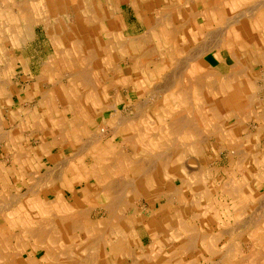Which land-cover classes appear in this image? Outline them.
Here are the masks:
<instances>
[{
	"label": "bare ground",
	"instance_id": "6f19581e",
	"mask_svg": "<svg viewBox=\"0 0 264 264\" xmlns=\"http://www.w3.org/2000/svg\"><path fill=\"white\" fill-rule=\"evenodd\" d=\"M184 1L185 0H183V2ZM138 4L140 6L139 1ZM178 6L180 7V5ZM92 7L93 6H91V8ZM174 8L171 10H174ZM251 10L248 12H251ZM191 12L192 11H190L189 13ZM161 13L162 12L160 11L159 14ZM193 15L194 13H192V15L190 14L189 16L194 17ZM189 16L188 18H190ZM0 22L2 21L0 20ZM155 22L160 21L158 20ZM178 25L180 26V24ZM145 32L149 33L148 30ZM213 33L210 32V34ZM222 33L223 32H221V34ZM145 35L147 34L145 33ZM149 37L150 36L148 35L147 39H149ZM132 38H135V36ZM139 38H141V35ZM217 38L218 39L216 41L219 42L220 38ZM145 40L146 38L143 41ZM118 41L122 43V38L118 39L117 35H109L107 40L102 38L94 40V38L89 35L86 39V43L88 46L91 47H88L85 50H83L80 45L77 47L76 50L78 52L79 59H73L74 62L71 68L72 75H70L72 78L71 83L75 85L74 88H72L70 91V87L64 88L63 85H60V87L57 88V91L54 88L55 92L59 93V96L62 98L65 104L69 106V108H63V111L57 112V115L59 117L57 116L55 121L53 120V125L55 128L53 130V133L51 131H45V133H43L45 137L52 136L53 143H49L47 139L43 137L41 140V146L39 148H33L32 152H27V158L33 161L35 157H38L40 155L51 154L52 144L55 147L66 145V140L71 136V134L75 133L76 138H81L82 135H86V130L89 125L93 123L95 115L108 110L112 111V116L110 120L112 127L111 131L109 130V133L111 132L113 136L109 139H106L105 134L107 130L98 126V128L100 129H96L95 131H93L91 137L88 138L89 140H87V143L84 142L82 146V150H92L91 158L93 159V163H91L90 165L87 164V162L83 160V157H80L82 155V153H79L81 150H78L79 152L76 155H74V152L70 157H68L67 155V157L64 158V165L66 167H69V173H66V175L61 176V172L59 170L58 172L60 173L57 172L52 174L50 172L51 169H46L49 172H44L46 173L45 175L43 174L36 178L34 177L35 179L31 183L27 180V191H24L25 193L23 194L18 193L19 195L14 196L13 200L11 198L12 201L9 202V205L7 204V207L9 206L8 214H6L8 217L6 219L7 230L5 229L6 231H4L0 229V263L264 264V256L261 257L263 255L262 248L264 247L263 233H259L258 236L255 237L251 236L252 239H250L249 241L250 244L247 242L249 245H251V249H248L250 251L249 255L247 254L246 257L244 256L242 258H236L233 255L234 251H236L237 248L234 247V244H232L234 242L231 239L234 237L236 231L241 227L239 224L241 220L238 219L239 216H241V214H244L245 212L240 209L239 210L241 212H230L231 216L233 215L234 217V224H229L230 222L228 221L226 223L223 220V224H221L219 221L217 224L212 222V225H210L208 224V222H205L204 216L202 214L203 212L201 213L199 209L200 198L197 199V197L200 196V165L196 167L197 163H195V161L193 160H187L188 157L186 156L189 153H194L198 155L197 157L200 158V154H202V150L204 149L203 145L205 142L204 139L206 138V135L204 137L203 130L200 127V105L198 109L196 108L197 110L195 109V107L190 109V102L192 99L188 93V86L185 87L184 83L182 82L187 81L193 85H196V87L197 85L200 86V82L202 83V81H200V71H196L197 73H195L193 77L192 75L190 77H186V70L188 68V65H190L187 63L191 62H189V60H194L195 58L198 59L200 50L197 49L198 47H193V49L197 50L198 53L194 52V54L192 55L193 50L191 48V57H187L189 58V60L182 56L183 59L185 58V60H188L186 64L182 66L175 65L178 71L174 72L173 74L170 73V75L172 74V77H169V79H167V76L165 75V86H156L158 88V92L157 90H155V92L159 93L158 95H160V97L164 99L165 102L163 103L166 106L169 101L170 104H174L173 102H177L178 105H175V109H181L174 113L172 112V110H168V108H166L163 110V114H159L158 111L160 110V108H158L157 105L158 101H151L156 99L155 96H153L154 93L153 95L150 93L151 89L153 88V85L150 89L147 84H144V82L140 80V78H136L134 81L132 70L139 68V66L137 68H134L137 62L136 55L129 54V57L124 58V56L118 52L120 50L116 49V45L114 46V44H116ZM123 41L125 42L124 39ZM127 41L128 40H126V42ZM210 41L212 42V40ZM130 43L133 44L132 41H130ZM208 43L211 44L210 42ZM79 44H81V42ZM208 45L206 47H208ZM203 46L204 45L200 46L201 50ZM215 48L218 49L217 47ZM202 51H200L201 54ZM205 51L203 52L205 53ZM232 53L231 56L236 57L232 55ZM179 54H176V56H178ZM201 54L199 55V57L201 56ZM184 55L186 56V52ZM177 58L178 57H176V59ZM183 59L181 60L183 61ZM78 60L82 62L84 61V65L80 64ZM169 60L170 58L164 59L165 63L170 62ZM181 60H178L180 64ZM122 61L125 62V67L122 65ZM236 62L233 66H237ZM182 64H184V61L182 62ZM171 65L174 66V64ZM174 67H172V69H176V67ZM99 68L100 70L98 73ZM194 68L198 70V68ZM244 68H246L245 65ZM172 69L170 72H172ZM209 70L211 71L210 73H212V70ZM237 71H235L234 73H237ZM213 72L214 74L216 73L215 71ZM208 74L209 73H207V75ZM178 84H181L183 87H180L179 90L177 89L178 92L173 93V97H165L168 95V90L172 89L175 85ZM125 88L129 90V94H131L133 91L137 94V99L135 101L129 100L127 104H133L134 108H138L140 111H145L148 109L147 113L144 114V117L148 114L151 115L152 113L153 115H156L157 119L155 120V122H152L156 124L155 126L150 123L151 121H146V123L144 120L142 124L144 127H139L135 122L136 120L140 119V117H138L140 115L132 116L138 117L134 118L133 121L130 119L131 117L129 118L128 116L127 118L122 115V113L119 111L118 106L122 99L120 96L122 95L116 92H119L120 90L124 91ZM72 90L75 93H73L72 95H74L75 97H73L74 99L70 100L69 97L72 96L70 93ZM153 90L154 89H152V91ZM196 90L197 94L200 96L198 88H196ZM47 91L49 90H44V93H41L43 98L45 99L44 103L46 104H48L49 102L46 101V98L49 97V92ZM80 93H84L81 96L82 98H76L77 95L79 96ZM85 93H88V95H86ZM113 94L114 98H112L114 102L109 103ZM160 100L162 101V99ZM170 107L173 109V105H170ZM245 107H247L245 109H247L248 112V105ZM204 118L206 122L210 120L208 117ZM204 118H201V120L204 121ZM35 122L37 121L35 120ZM34 129L36 130V128ZM42 129L40 130L42 131ZM87 132L90 133V131L88 130ZM0 136L2 135L0 134ZM2 139L0 140L1 142ZM86 139L87 138H85V140ZM96 144V152H94L92 146H95ZM61 153L63 154V151ZM13 160L15 162L16 157L15 159H12V161ZM60 162L62 163L61 160ZM58 163L59 162H57V165ZM58 166L57 169H60V167ZM52 168L55 169L54 166ZM82 181L86 182V188H84L82 192H80L84 195V197H82V195H79V193L77 191L75 192L73 189L75 182L80 183ZM232 182L233 180L230 182L229 185H231ZM260 183L262 186L264 185V183ZM53 184V188H56V192H54L55 198L50 199V193L52 194V192H49V187L50 185L52 187ZM231 188L228 189L227 194L230 196H232L234 193L237 194L238 186L234 185ZM61 189L70 190L72 192L73 195L71 197V202L68 203V200L61 192ZM5 194L6 193H4L2 196H4ZM10 195L12 197L14 194ZM31 197L35 199H33L32 201ZM29 198L31 203H23V201L29 200ZM98 198H104L102 199L103 202L98 201ZM256 198L261 199V197L259 196ZM144 199H146V203L145 201H142ZM261 200L263 201L264 199L262 198ZM14 203H16V205ZM88 203L98 204H96V206H92L91 204V207ZM162 204H166L167 206L162 207ZM259 207L261 208L262 206ZM259 207L258 210H260ZM261 211H263V207ZM255 212L257 211L255 210ZM231 216L228 217V219H230ZM246 216H244V218ZM200 217L204 222V224L201 226L200 222H197L198 220H201ZM250 218L251 217H249V219ZM249 225L255 227L257 226L256 221L254 225L251 224V222L250 224H248L247 222L243 226L248 228ZM139 230H143L141 231L142 233ZM145 237L148 239L147 244L144 239ZM13 242H15L16 244L20 243L22 246H24L23 250L25 251H23V254H3L1 246L9 244L11 245V243L13 245ZM221 242L223 243L220 246ZM215 245H217V247H215ZM29 246H31L32 251L27 255V257L23 258V255L25 252H27L26 249ZM248 247L249 246L247 245V248ZM40 251H43V256L41 258L37 256ZM17 254L20 256H16Z\"/></svg>",
	"mask_w": 264,
	"mask_h": 264
},
{
	"label": "crops",
	"instance_id": "0c3cea01",
	"mask_svg": "<svg viewBox=\"0 0 264 264\" xmlns=\"http://www.w3.org/2000/svg\"><path fill=\"white\" fill-rule=\"evenodd\" d=\"M182 2L183 0H0V20L2 21L0 22V134L4 136H0L1 139L2 137L4 139L2 142L0 141V147L4 149L9 147L12 150L7 156V162H10V166L13 168L21 164L22 174L27 175L28 149L39 148L43 137L49 143H53L52 136V138L50 136L45 137L43 134L45 131L54 132L53 124L58 116L57 112L60 111L56 109V100L53 96L55 89L52 86L57 83V79H59L58 82H61L62 70H70L71 72L73 59H79L77 47L80 45L83 50L91 47L86 43L89 35L94 40L100 38L107 40L109 35H117L118 39L122 38V43L118 41L114 46L116 45V49L120 50L118 52L124 58L129 57V54L136 55L137 62L134 68L140 66L142 60L144 61L142 59L144 53L155 68L157 64L154 63L157 61H159L158 65L162 66L160 68L174 67L171 64L177 53H184L188 50H185L187 46L192 45V43H196V45L199 43L197 49L206 51L205 53L202 51V54L199 51L201 56L198 55L200 60H198L197 66L188 65L187 69L190 67L200 68V81H202V83L199 81L200 92H202V94L200 93V116L212 118L211 121L209 120V123L212 124L211 127L203 129V133L210 132L216 136L217 140H220V133L226 131L220 128V124L224 122V117L229 116V122L232 126L227 131L230 135L237 136L233 147L238 149V153L233 158H229V163L236 166L237 163L245 161L242 152L245 149H248V152L252 150L255 153L258 152L259 157L264 158V0L263 2L262 0H185L184 4ZM95 3L100 5L99 12L94 7ZM91 6L93 7L91 8ZM173 8L174 10H171ZM250 10L251 12H248ZM160 11L161 14H159ZM190 11L192 12L189 13ZM192 13H194V17L189 16ZM158 20L160 22H155ZM147 30L149 33L145 32ZM210 32L214 33L210 34ZM221 32L223 33L221 34ZM140 35L141 38L142 36L144 39L146 38L145 41L147 42L143 41V38H139ZM148 35L150 36L149 39H147ZM134 36L136 39L132 38ZM217 37L220 38L219 42L216 41ZM203 39L208 40L204 41ZM126 40L128 41L126 42ZM130 45L134 46L133 49L126 50V46ZM202 45L204 46L201 50L200 46ZM207 45L208 47H206ZM230 49L231 53L233 51L232 55L236 57L231 56ZM126 51L128 56L125 55ZM194 52L198 53L197 50H194L193 54ZM46 53L48 54L47 58H45ZM165 58H170V62L165 63ZM235 62L237 66H233ZM79 63L82 64V61ZM122 63L125 62L122 61ZM206 67L212 70V77H205L204 72L201 71ZM16 69H22L23 73L19 77H15L21 78L22 81L25 80L26 83L22 84L21 93L19 91L17 98H14L12 86L15 77L13 70L16 73ZM213 71L216 73L214 74ZM235 71L237 73H234ZM70 75L72 72L68 76ZM43 82L51 83L48 85L49 97L46 98V101H49L48 104L44 103L45 99L41 90L33 91L31 94L24 92L26 86L32 88ZM211 84L215 85L212 86ZM122 101L126 100L123 99ZM247 105L249 113L245 109ZM135 110L137 111L135 112ZM135 110V115H142L138 108ZM3 122L4 126H2ZM204 140L203 148L205 149L209 147L207 145L209 138ZM71 142L73 141H66V145H64L66 147L60 146L62 147L60 149L68 148L69 145L73 147ZM218 142L212 147L222 148L220 147L222 143ZM33 144L34 146H32ZM51 147L54 149L58 146L55 147L52 144ZM204 149L202 154H204ZM197 156L194 153H189L186 157H188L187 160H193L197 163ZM236 156L239 157L236 158ZM15 157L18 162L12 161ZM262 159H258L255 165L262 164ZM249 163L253 164L254 162L249 161ZM64 164L59 170L61 176L67 173V167L63 168Z\"/></svg>",
	"mask_w": 264,
	"mask_h": 264
},
{
	"label": "rangeland",
	"instance_id": "374dc122",
	"mask_svg": "<svg viewBox=\"0 0 264 264\" xmlns=\"http://www.w3.org/2000/svg\"><path fill=\"white\" fill-rule=\"evenodd\" d=\"M98 4L99 3H95L94 4V7L96 8L97 12L100 11V5H98ZM133 47H132V45L126 46V50H132ZM193 47L197 48V45L192 43V45H189V46H187L185 48V50H187V49L189 50V51L187 50L189 54L186 51V56L184 55L185 52L184 53H180L181 56H180L179 53H177L179 55L178 56L175 55V58L173 59L174 61H173L172 64H174V66L175 65H184V64H186L187 59L189 60V58L191 57V55H190V53H192L191 48H192L193 51L195 50V49H193ZM125 55L128 56L127 51L125 52ZM192 55H193V53H192ZM47 56H48V54L46 53L45 54V58H47ZM138 56H140V54H138ZM182 56L185 57V58H187V57H189V58H187L185 60V58L183 59ZM147 57L148 56L144 53V55L142 56V59H144V61L142 60V63H140L139 68L132 70L134 81H135L136 78L137 79L140 78V80H142L144 82V84H147V86H149L150 89L152 88V85H153L152 89H154V90L152 91V89H151L150 93L152 95L154 93L153 96H155L156 99L154 98L155 100H151V101H158L157 105H158V108H160V110L158 111L159 114H163V110L166 109V108H168V110H172V112L176 113V111L181 110V109H177V110L175 109V105H178L177 102H173L174 104H170V101H169L167 106H166L163 103V102H165L164 99L161 98L160 95H158L159 93H156L155 90H157V92H158V88L156 86H158V87H161V85L165 86V82H166L165 75L167 76V79H169V77L171 78L172 74L174 72L178 71L177 67L175 66L176 69H172V67L160 68L162 66L160 64L158 65L159 61H157L154 64L155 65L157 64L158 68L157 67L155 68L152 65L153 63H151L150 60H148ZM176 57H178L180 59H178V58L176 59ZM181 59H183L184 64H182L183 61ZM195 59L194 60L193 59L189 60V62L191 61L190 62V66H193V65L197 66V64L199 62L198 60H200V58L199 59L195 58ZM178 60L179 61L181 60V64H180V62H178ZM176 61H177L178 64L176 63ZM82 64H84V61L82 62ZM122 65H125V64H122ZM144 65H146L147 67L144 66ZM100 68L98 69V73H99ZM171 69H172V72H170ZM33 71H35V70H33ZM196 71L198 72L200 70L199 69L197 70V69H195L193 67H190L189 69L186 70V77H190L191 75L193 77L195 75V73H197ZM201 71L206 74L205 77H212L208 67H206L204 70H201ZM71 72H70V70H62V78L61 79L63 80V82H58L59 79H57V83L53 84V86H52L53 89L55 88L56 91H57V88H59L60 85H63L64 88H66V87L69 88L70 87L69 91L72 88H74L75 85L73 83H71L72 78H70V76H68ZM21 73H23L22 69H16V73H15V70H13L14 77L15 76L19 77V75ZM170 73H172V74L170 75ZM207 73H209V74L207 75ZM168 75H170V76H168ZM24 81L25 80L22 81L21 78L20 79L19 78L17 79L16 77L14 78V84L12 86L13 92H14V98H17V93H19V91L21 93L22 84L26 83V81L25 82ZM186 82L187 81H184L182 83H184L185 87L188 86V89H189L188 93H189V96L192 99L191 102H190L191 103V106H190L191 108L190 109H192L193 107H195V109L196 108L198 109L199 105H200V96L197 94L196 88H198V91L200 92V86L197 85V87H196V85H193V84H191L189 82H187V84H186ZM50 84L51 83L43 82L42 84L39 83L38 85L33 86L32 88L31 87L28 88V86L23 85V86H26L24 92L25 93L27 92V93L31 94L33 91L41 90V93H42L44 90L48 89V85H50ZM181 84L175 85L172 88L173 90L172 89L168 90V95L165 96V97H169V98L173 97L174 96L173 93H177L178 90L180 89V87L181 88L183 87L182 86L183 84L182 85ZM85 88H86V86H85ZM122 91L123 90H120L119 92H116V93H118V94L120 93V95H122V96H120L122 98L121 102L118 105L119 106V111L122 113V115H124L127 118H128V116H129V118L131 117L130 119L132 121L134 120V118L140 117V119H138V120L135 119L136 120L135 123L139 127H141V126L144 127L142 125L144 120H145V122L146 121H148V122L151 121L150 123L153 126H155L156 124L152 123V122L153 121L155 122V120L157 119L156 115H153V113H152L151 115L148 114V115H146L144 117V114L147 113L148 109L145 110V111H141V114L143 116L140 115L138 117H132V116H137V115H133L134 114V110L136 108L134 109L133 104H131V103L127 104V102L129 100H134L135 101L137 99V94L134 91L131 94H129V90L127 88H125L123 92ZM57 93L58 92H54V90H53V96H54V98L56 100L55 104L57 106L56 109L60 110V111H63V108H65V109L69 108V106L66 105L65 102L62 100V98L59 96V93H58V95H57ZM70 93L72 95L74 93V91L72 90ZM123 93H125V94H123ZM200 93L202 94V92H200ZM83 94L84 93H80L79 96L77 95L76 98H82L81 96ZM156 94H157V97H156ZM23 95H24V93H23ZM86 95H88V93ZM73 97H75V96L72 95L71 97H69V99L72 100V99H74ZM112 97L114 98V94L111 96V100L109 101V103H113L114 102ZM123 99H125L126 102L122 101ZM160 99H162V101ZM67 101H69V100H67ZM169 104L173 105V109L170 107ZM124 108H125V110H124ZM123 111H125V112H123ZM135 112H136V110H135ZM111 116H112V111L111 110L104 111L102 113L96 114L95 117H94L93 123H91L89 125V127L87 128V130L90 131V133L87 132V130H86V135H82V137H81L83 139L78 138V137L76 138L75 133L71 134V136L66 141L68 142L69 140H72L73 142L71 144L74 145L73 147H68L66 149H64V148L60 149L61 147L58 146L57 148L52 149L51 150V154H49V155L44 154V155H40L38 157H35L34 158L35 161H31V159L27 158L26 161H27V164H29L28 165V167H29L28 168V173L29 174L27 173V175H25V173L22 174V172H21L22 165L21 164L15 166L13 168L11 166H9L10 162H7L6 159L8 158L7 156L11 153L12 150L4 149L3 147H0V199H1L0 200V208H1L0 209V229H2L4 231L7 230L6 229V226H7L6 219L8 217H7L6 214H8V210H9V206L7 207V204L8 205L10 204L9 202H11L14 199L13 198L14 196L19 195V194H23V193H25L27 191L26 189H28V185H27L28 181H30V183H31L36 177H38L40 175H43V174L45 175L47 172H49V171H47L49 169H51L50 172L52 174L57 173L58 170H60L61 166H62L61 163H58V165H59L58 166L57 162L60 161V160L64 161L63 158L67 157V155H68V157H70L74 152H75L74 155H76L79 152L78 150H81L79 152V153H82V155L80 157H83V160L85 162H87V164L90 165L91 163H93L92 162L93 159L91 158L92 157L91 156V151L92 150L91 149H83L82 150V146H83L84 142L87 143V140H89L88 138L91 137V134H92L93 131H95L96 129H100V128H98V126H100L103 129L107 130L106 134H105L106 139H109L110 137L113 136L111 134V132L109 133V130L111 131V127H112L111 123H110ZM201 118H204V117L200 116V127H201L202 130L211 127L212 124H210L209 121L206 122L205 118H204V121H203V120H201ZM211 119H210V121H211ZM223 121H225V122H222L220 124V128H223L226 131L220 133V138H219L220 140H217L216 136H214L210 132L206 131V132L203 133L204 135H206V138L207 137L208 138L210 137V138H209V142L207 143V145H209V147H206L204 149L205 150L204 154H200V158L197 157L198 161H197L196 167H198L200 165V170H201L200 171V176H199L200 177V196H198L197 199L200 198V206H199L200 207L199 208L200 212L201 213L203 212L202 214L204 216L205 222H208V224H210V225H212V222L217 224L219 221H220L221 224H223V220L226 223L228 221V222H230L229 224H234V222H233L234 221V217H233V215L231 216L230 212H233V213L235 211L241 212L240 210L245 212L244 214H241V216H239L238 219H240L242 221L241 222L239 220L240 221L239 224H240L241 227L236 231L234 237L231 239L234 242L232 244H234V247L237 248V250L234 251L233 255L236 258H242L244 256L246 257V255L247 254L249 255V253H250V251L248 249H251V245H249L250 244L249 241H250V239H252L251 236L252 237L258 236L259 233L260 234L263 233V235H264V213H263L264 212V203H263L264 200L263 201L261 200L262 198L264 199V185L262 186L261 183H260V182L264 183V162L262 164L260 163L258 165L257 164L255 165V162H257L258 159L261 160V158H263L261 156L262 154L260 153V156H261V158H260L258 152L255 153V151H253V150L248 152V149H245V150L242 151L244 153L245 161H242L241 163L240 162L237 163L236 166H234L235 164L234 165L230 164L229 163L230 162L229 158H233L235 153H238V150H235V148L233 147V145H235L237 136L234 135V134L230 135V133L227 131L232 126L230 124V122H229L230 121L229 116L224 117ZM2 126H4V122H3ZM85 138H87V139L85 140ZM217 141L222 143V145H220V147H222V148L217 149V148H213L212 147V145L216 144ZM78 145H81V146H78ZM33 146H34V144H33ZM77 146L80 147L81 149L78 148ZM96 146H97V144L95 146H92L93 147L92 149L94 150V152H96ZM246 150H247V153H245ZM28 151L32 152V149H30V150L28 149ZM62 151H63V154L61 153ZM54 157H55V159H57L56 161H54L55 160ZM237 157H239V156H236V158ZM2 160H4V161H2ZM16 160L18 162L17 158H16ZM262 160L264 161V158ZM249 161H253L254 163L250 164L251 162L249 163ZM207 162H212V163L211 164H205ZM53 166H54L55 169L52 168ZM57 166L60 167V169L59 168L57 169ZM63 168H66V166L63 165ZM261 168L263 169V173H262V169ZM66 170H67V173H69L68 172L69 171V167H67ZM44 172H46V173H44ZM255 177H256V179H255ZM230 178H231V180H230ZM232 180H233L232 184L229 185ZM52 183H55V182H52ZM85 183H86L85 181H82L80 183H76L75 182L74 186H73V189H75V191L79 192V195H82V197H84V195L80 194V192H82V190L84 188H86V184ZM234 185L238 186L237 194H235L232 191L234 194L232 196H230V195L227 194V191H228V189H230ZM243 185H245V186H243ZM228 186H231V187H228ZM53 187H54V184L52 185V187H51V185L49 187V190H50L49 192H52V194L50 193V199H54L55 198V196H54L55 193L54 192H56V190H55L56 188H53ZM231 190H232V188H231ZM46 192H47V190H46ZM61 192L64 194L65 198H67L68 203L72 201L71 197H72L73 194H72V192L70 190L68 191V190H62L61 189ZM2 193L3 194L6 193L4 195L5 197L2 196L3 195ZM10 194H12V195L14 194V195L11 197ZM208 194H210V195H208ZM254 195H255V197H254ZM258 196L261 197V199L260 198L257 199L256 197H258ZM6 198H7V201H6ZM11 198H12V200H11ZM43 198H44V195H43ZM31 199L33 201V199H35V198L31 197ZM102 199H104V198H98L97 200L103 202ZM203 199H204V201H203ZM260 200H261V202H260ZM17 201H19V200H17ZM142 201L143 202L145 201V203L147 202L146 199H144ZM20 202H21V199H20ZM24 202H25V204L31 203L30 198L27 201L26 200L23 201V203ZM98 203H100V202H98ZM98 203H94V204L93 203H88V204L90 206H91V204H92V206H96V204H98ZM257 203H259V204H257ZM14 204L16 205V203H14ZM165 206H167V205L166 204H162V207H165ZM257 206L258 207L262 206L263 207V211H261L262 207L261 208L259 207L260 210H258ZM199 209H197V210H199ZM255 210L257 212H255ZM251 212H253V213H251ZM62 213H61V215H62ZM250 214L254 215V216H251ZM230 216H231V218L228 219V217H230ZM244 216H246L245 217L246 219L244 218ZM249 217H251V218L249 219ZM242 218H243V220H242ZM214 220H215V222H214ZM231 220H232V222H231ZM255 221H256V225H257L256 227L252 226V225H249L248 228L243 226L247 222H248V224H250V222H251V224L254 225ZM197 222H200V226L204 224L202 218H201L200 221L198 220ZM243 222H245V223H243ZM224 228H226V227H224ZM141 231H143V230H141ZM248 232H249L250 235L248 234ZM144 239H145V242L147 244L148 239L146 237ZM13 243L16 244L15 242H13ZM222 243L223 242H221L220 246L222 245ZM14 244L12 245V243H11V245L9 244V245L1 246L2 247L1 250L3 251V254H5V253L8 254V255L11 254V253H14V254L20 253V255H21V253L23 254V251H25V250H23L24 246H22L20 243L16 244V245H14ZM247 245L249 246L248 248H247ZM215 247H217V245H215ZM26 250H27V252L24 253L23 258L27 257V255L32 251L31 246L27 247ZM262 251H263L262 252L263 255L261 257L264 256V247L262 248ZM20 255L17 254L16 256H20ZM37 256L39 258H41L43 256V251H40ZM263 259H264V257H263ZM0 264H3V263L1 262Z\"/></svg>",
	"mask_w": 264,
	"mask_h": 264
}]
</instances>
